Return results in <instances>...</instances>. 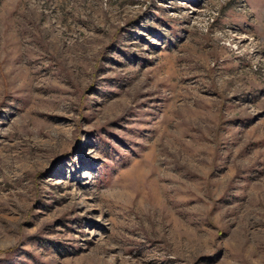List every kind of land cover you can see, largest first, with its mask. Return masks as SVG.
Segmentation results:
<instances>
[{
    "label": "rangeland",
    "instance_id": "1",
    "mask_svg": "<svg viewBox=\"0 0 264 264\" xmlns=\"http://www.w3.org/2000/svg\"><path fill=\"white\" fill-rule=\"evenodd\" d=\"M0 264H264V0H0Z\"/></svg>",
    "mask_w": 264,
    "mask_h": 264
}]
</instances>
